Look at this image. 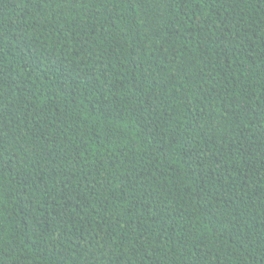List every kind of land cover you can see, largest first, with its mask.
<instances>
[{
  "label": "trees",
  "instance_id": "obj_1",
  "mask_svg": "<svg viewBox=\"0 0 264 264\" xmlns=\"http://www.w3.org/2000/svg\"><path fill=\"white\" fill-rule=\"evenodd\" d=\"M0 264H264V0H0Z\"/></svg>",
  "mask_w": 264,
  "mask_h": 264
}]
</instances>
